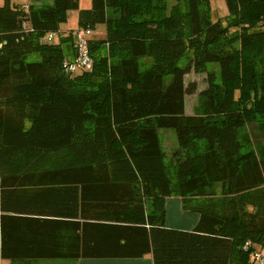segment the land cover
Masks as SVG:
<instances>
[{
	"label": "trees",
	"instance_id": "16d2710c",
	"mask_svg": "<svg viewBox=\"0 0 264 264\" xmlns=\"http://www.w3.org/2000/svg\"><path fill=\"white\" fill-rule=\"evenodd\" d=\"M28 1L0 5V258L264 264V0H225V19L211 0L170 15L159 0ZM69 10L106 29L74 74ZM191 69L207 75L192 114ZM160 128L176 134L171 165ZM172 195L193 229L166 226Z\"/></svg>",
	"mask_w": 264,
	"mask_h": 264
},
{
	"label": "rangeland",
	"instance_id": "374dc122",
	"mask_svg": "<svg viewBox=\"0 0 264 264\" xmlns=\"http://www.w3.org/2000/svg\"><path fill=\"white\" fill-rule=\"evenodd\" d=\"M51 2V0H46ZM4 2V0H0V5ZM11 2H17V3H28V0H11ZM91 0H79V6L81 8H87L90 7ZM153 5L158 6L162 8V13L164 15H170L171 13H179L183 14L186 12V3L183 0H159L154 1ZM209 11L211 14L212 19L222 18L225 19V16L227 15V8H226V2L225 0H211L209 3ZM77 10H69L66 14V19L62 21L59 25V35L62 34V32H71L72 30H75L78 28V22H77ZM106 34V29L104 24H95L93 27V31L91 33L90 38L91 39H101L104 38ZM57 36V34H55ZM46 35H43L40 38V41L42 43H46L45 41ZM70 51V49H69ZM36 54L28 55V60H35L37 59ZM67 57L66 59H68ZM71 59V58H69ZM185 60V57H183L179 64L182 63ZM207 69H211L214 71H218V66L216 64H208ZM218 73V72H217ZM193 82L196 85V90L194 93L187 94L185 97V108L186 112L192 114L199 106L201 97H200V91L204 89L207 86V75L206 72H197L191 69L189 73L185 75V83L190 84ZM248 129L250 131V134L252 135V138L254 141H257L260 139V135L256 134V128L255 125L249 124ZM158 135L160 138L161 146L164 150L165 154V161L168 165H171L173 162V153L175 150H177V142H176V134L175 131L171 128H160L158 129ZM262 251H264V246H262ZM107 261H102V259H62V258H44V259H38L37 261H31L27 264H108ZM7 264V263H5ZM9 264V263H8ZM113 264V263H111ZM254 264H260L259 262H254Z\"/></svg>",
	"mask_w": 264,
	"mask_h": 264
},
{
	"label": "crops",
	"instance_id": "0c3cea01",
	"mask_svg": "<svg viewBox=\"0 0 264 264\" xmlns=\"http://www.w3.org/2000/svg\"><path fill=\"white\" fill-rule=\"evenodd\" d=\"M25 4V3H20ZM73 51L68 50L67 57L72 58ZM166 210V226L173 229L191 230L198 221L199 214L194 211L185 210L182 207L181 198L176 195H172L165 200ZM107 261L108 264H153L151 254H148L141 258H118V259H102ZM12 262L7 259L0 258V264Z\"/></svg>",
	"mask_w": 264,
	"mask_h": 264
},
{
	"label": "built area",
	"instance_id": "2783aa9c",
	"mask_svg": "<svg viewBox=\"0 0 264 264\" xmlns=\"http://www.w3.org/2000/svg\"><path fill=\"white\" fill-rule=\"evenodd\" d=\"M91 33L92 30L90 28H78L72 32L74 55L71 59L65 60L64 65L66 72L74 74L91 70L93 63L89 50ZM53 36L52 34H48L45 40H52ZM254 256L255 259H261L259 252H255Z\"/></svg>",
	"mask_w": 264,
	"mask_h": 264
}]
</instances>
